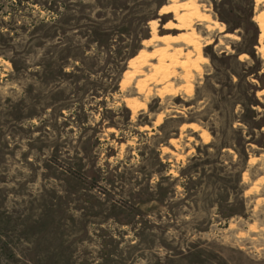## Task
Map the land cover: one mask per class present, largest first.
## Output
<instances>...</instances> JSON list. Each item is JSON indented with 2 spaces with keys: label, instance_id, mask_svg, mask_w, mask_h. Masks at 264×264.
<instances>
[{
  "label": "rangeland",
  "instance_id": "rangeland-1",
  "mask_svg": "<svg viewBox=\"0 0 264 264\" xmlns=\"http://www.w3.org/2000/svg\"><path fill=\"white\" fill-rule=\"evenodd\" d=\"M188 1L0 0V264H264V0Z\"/></svg>",
  "mask_w": 264,
  "mask_h": 264
},
{
  "label": "bare ground",
  "instance_id": "bare-ground-1",
  "mask_svg": "<svg viewBox=\"0 0 264 264\" xmlns=\"http://www.w3.org/2000/svg\"><path fill=\"white\" fill-rule=\"evenodd\" d=\"M172 1H174V2H176L177 0H172ZM194 2H195V0H189L188 1V3H190V4H192V5H190V4H187V3H185V4H182L180 7L181 8H183V9H185V10H188V9H192V8H190V6L191 7H193V4H194ZM174 6V5H173ZM176 8V7H175ZM168 9H170V8H165V9H163L164 11L165 10H168ZM172 9V8H171ZM180 9V8H179ZM174 10V9H173ZM177 10V9H176ZM170 11V10H169ZM178 11V10H177ZM176 11V12H177ZM172 13V12H171ZM185 16H187L186 14H184ZM183 15V16H184ZM175 16H177V13H176V15ZM179 16V15H178ZM184 16V17H185ZM183 17V18H184ZM262 17V16H261ZM183 18H176L177 19V21H178V24L179 25H176V28H173L175 25H173V24H170V23H168V24H166L165 25V27H167L168 29H174V30H182V29H184L185 30V28H187V26L185 25L186 23H184L183 22ZM188 20L186 19V22H187ZM202 22V21H201ZM207 22H208V20H207ZM188 24V23H187ZM212 26L216 29V30H218L219 32H222L223 31V29H222V26H220L219 24H217V23H212ZM152 27L154 28V26L152 25ZM259 27H260V29H261V31L264 33V18L262 17L261 19H260V25H259ZM188 29H189V27H188ZM194 33V32H193ZM196 40V39H195ZM147 42V41H146ZM169 42H182V43H184V44H186L188 47H191L193 50H195V53H197L198 55H200L201 54V48H199L200 47V45H199V47H198V45L196 46V43H194L190 38H187V37H181V35L179 36V37H176V38H172V37H158L157 35H156V32L154 31V33H153V35H152V38L150 39V40H148V45L150 44H152V43H159V44H165L164 46H166V44H169ZM168 46H170V45H168ZM168 48V47H167ZM191 54H188L187 55V57H188V59H189V56H190ZM177 56V55H176ZM191 57V56H190ZM198 57V56H197ZM201 57V56H200ZM199 57V58H200ZM194 125H191V127H193Z\"/></svg>",
  "mask_w": 264,
  "mask_h": 264
},
{
  "label": "trees",
  "instance_id": "trees-1",
  "mask_svg": "<svg viewBox=\"0 0 264 264\" xmlns=\"http://www.w3.org/2000/svg\"><path fill=\"white\" fill-rule=\"evenodd\" d=\"M18 1H21V0H18ZM131 56H133L132 53L126 54L125 59H127V58H129V57H131ZM189 124H191V123H189Z\"/></svg>",
  "mask_w": 264,
  "mask_h": 264
}]
</instances>
